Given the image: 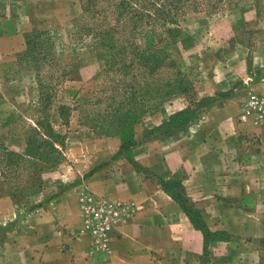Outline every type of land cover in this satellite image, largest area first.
Here are the masks:
<instances>
[{
	"label": "crops",
	"instance_id": "1",
	"mask_svg": "<svg viewBox=\"0 0 264 264\" xmlns=\"http://www.w3.org/2000/svg\"><path fill=\"white\" fill-rule=\"evenodd\" d=\"M230 23L211 26L210 62L192 95L147 115L129 150L120 137L73 126L38 190L0 196V264H239L252 254L212 240L264 241V119L247 111L250 95L264 94V47L223 52ZM26 50L25 30L1 18L0 102L16 110L29 100L9 74ZM8 144L17 154L29 147L18 133ZM92 201L122 207L106 248L86 229L83 203Z\"/></svg>",
	"mask_w": 264,
	"mask_h": 264
},
{
	"label": "rangeland",
	"instance_id": "2",
	"mask_svg": "<svg viewBox=\"0 0 264 264\" xmlns=\"http://www.w3.org/2000/svg\"><path fill=\"white\" fill-rule=\"evenodd\" d=\"M119 1L97 0L100 10L84 18L83 0H0V19L14 18L31 42V50L9 74L12 86L25 87L28 103L17 100L16 110L0 102V172L4 173L0 193L6 194L11 186L22 194L30 191V184L36 189L40 170L63 159L61 148L73 126L100 136H122L129 150L147 115L183 97L186 88V95H192L193 86L203 78L200 68L210 62L211 26L221 20L229 19L233 28L223 52L239 45L264 47V0H183L177 19L164 14L176 8L174 0H159L163 6L149 0L155 4L145 8L137 2L134 5L145 11V19L135 38L133 24L126 29L125 20L118 19ZM153 24L163 38L157 66L138 58V64L127 68L133 56L122 55L119 45L130 33L141 56L146 49L143 35ZM112 44L115 50L110 49ZM184 76L189 87L185 82L178 85ZM2 115L12 118L5 124ZM17 133L29 145L26 154H15L7 146ZM36 156L43 159L38 166L31 164ZM193 215L199 222V213ZM212 240L233 242L237 253L252 252L239 264H263L262 242L243 243L227 233Z\"/></svg>",
	"mask_w": 264,
	"mask_h": 264
},
{
	"label": "trees",
	"instance_id": "3",
	"mask_svg": "<svg viewBox=\"0 0 264 264\" xmlns=\"http://www.w3.org/2000/svg\"><path fill=\"white\" fill-rule=\"evenodd\" d=\"M154 1L157 2L158 4H160V6H163V3H160L159 0H154ZM174 1L177 2L176 8H172V9L169 10V12L164 13V14H165V16H167V15L172 16V19H177V16H179V5H181L180 3L183 0H174ZM137 2H142L144 4V5H141L142 8H145V5L147 3H149L151 5L155 4V2L153 3V2H151L149 0H140V1H138V0H121L115 6V8L118 11V19H124L125 20L124 22H126V23H124L125 24V28L128 29V26H129L130 29H131V25L133 24L132 29H131V31L134 32L133 33V38H135L134 36L137 34V29L141 28L142 23H143V21L145 19V13H144L145 11H143L142 9L139 10L137 8L138 4L134 5V3H137ZM83 9H84V18L88 14L91 15V12L96 13V12H98L100 10L99 7L97 6V0H83ZM156 9H159V8H156ZM142 11H143V13H141ZM148 17L150 19H152V16H148ZM129 21H131V23H129ZM150 24H152V21H151ZM140 34H142L141 29H140ZM143 38L145 39L144 44H145L146 49L142 52L141 56H138V47L134 43V41H132V36L130 35V33H128L124 37L125 40L122 41L121 44L119 45V50L122 51L121 52L122 55H131V56H133V59L129 62L130 63L129 66H126L127 68H131L135 64H138L139 63L138 58L141 61L144 60L145 62H149L152 67H156L157 66L156 65L157 64V59H155V58H156V54L162 52V50H161L162 45H160V42L163 39L160 36L159 30L157 29V25L153 24L152 25V29L147 30L146 33L143 35ZM110 49H114L115 50L116 49V44L115 45L112 44L110 46ZM30 50H31V42H30L29 38L27 37V50L23 54L20 55V59L22 57L26 56L27 53ZM172 63H173V61H172ZM183 82H185L188 87L190 86L191 82L185 76L183 78H181L180 83L178 85H183L182 84ZM184 91L186 92V93L184 92V96H187L186 94L189 93L188 92L189 90L186 88ZM193 91H194V86H193ZM182 126H184V124H182ZM120 138L123 141V145H125L127 147V145L129 144L128 141H126V139L124 137H122V136ZM132 138L133 139H132V143L130 144V146L134 145V143H135L134 136ZM28 149H29V147H28ZM15 154H17V153H15ZM31 158H33V160H34V162L31 163L32 165L38 166V164L43 162V159L41 157L36 156V158H40L42 160L41 162L35 161V157H31ZM51 166H55V165H49L48 167H51ZM43 169L44 168H42L40 170V173H41V171ZM3 174L4 173L0 172V177H2ZM39 178H40V175H39ZM26 179H29V178L26 177ZM161 184H163V186H165V188H169V189L173 186V185H167V183H162V182H161ZM33 186H34V184H30L29 185L28 188H29L30 191L28 193H26V194L19 193V189H17L16 186H13V187L11 186L7 193H11V194H13L15 196H26V195L38 190V187L36 189H33L34 188ZM175 186L178 189H181L180 185L176 184ZM4 194L5 193H0V196H2ZM259 242L264 243V241H259ZM263 250H264V245H263ZM261 262H263V264H264V258H261Z\"/></svg>",
	"mask_w": 264,
	"mask_h": 264
},
{
	"label": "built area",
	"instance_id": "4",
	"mask_svg": "<svg viewBox=\"0 0 264 264\" xmlns=\"http://www.w3.org/2000/svg\"><path fill=\"white\" fill-rule=\"evenodd\" d=\"M247 111L264 119V94H252ZM85 223L88 233L98 248H106L117 225L123 221L122 207L106 201L85 202Z\"/></svg>",
	"mask_w": 264,
	"mask_h": 264
}]
</instances>
